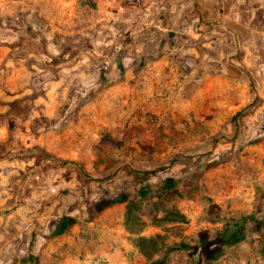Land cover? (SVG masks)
<instances>
[{
    "label": "rangeland",
    "instance_id": "obj_1",
    "mask_svg": "<svg viewBox=\"0 0 264 264\" xmlns=\"http://www.w3.org/2000/svg\"><path fill=\"white\" fill-rule=\"evenodd\" d=\"M156 12L142 18L140 0H0V82L23 67L16 91L0 83V264H264V112L207 143L140 145L152 123L121 103L127 74L158 58H135L140 39L169 28ZM238 167L256 204L218 193ZM62 218L73 223L52 234Z\"/></svg>",
    "mask_w": 264,
    "mask_h": 264
},
{
    "label": "crops",
    "instance_id": "obj_2",
    "mask_svg": "<svg viewBox=\"0 0 264 264\" xmlns=\"http://www.w3.org/2000/svg\"><path fill=\"white\" fill-rule=\"evenodd\" d=\"M225 1L140 0L142 18L162 11L170 21L156 43L145 45L143 39L137 42L140 59L158 58L151 65L144 62L141 67L147 64L148 68L128 73L126 78L129 83L124 91L131 101L121 99V103L124 101L127 108L134 104L140 107V125L152 123L149 138L140 133V145L207 143L264 112V25L256 21L259 17L264 23V0H234L226 11ZM172 31L191 42L181 45L170 38ZM196 39L199 43H194ZM181 62L187 63V72H178ZM7 64L13 66V61ZM22 71V66L6 70L1 85L16 91ZM246 158L257 162L251 154ZM263 158L264 153L260 161ZM226 167L224 177L236 166ZM238 170L240 177L233 180L234 187H221L218 193L229 197L231 204H256L254 183L242 167ZM258 179L264 187V172Z\"/></svg>",
    "mask_w": 264,
    "mask_h": 264
},
{
    "label": "trees",
    "instance_id": "obj_3",
    "mask_svg": "<svg viewBox=\"0 0 264 264\" xmlns=\"http://www.w3.org/2000/svg\"><path fill=\"white\" fill-rule=\"evenodd\" d=\"M173 184H174L173 182L167 180L165 182V185L164 186L166 188H169V187L173 186ZM116 202H117V199H115L113 197L105 198V199H103L102 202H98L96 204V208H97V210L101 211L104 208H106L107 206H109L111 204H114ZM72 223H73V219H65V218L60 219L58 221V223L56 224V226L53 228L52 234H54V235H60V234L64 233L65 230L67 229V227L69 225H71ZM236 235H237V232H232L230 235H223L224 243L230 244V243L236 242L237 241V239L235 238ZM217 256H218V254L216 252H213L211 254V257L212 258H216Z\"/></svg>",
    "mask_w": 264,
    "mask_h": 264
},
{
    "label": "flooded vegetation",
    "instance_id": "obj_4",
    "mask_svg": "<svg viewBox=\"0 0 264 264\" xmlns=\"http://www.w3.org/2000/svg\"><path fill=\"white\" fill-rule=\"evenodd\" d=\"M256 21L258 22V24H260V26L262 27L263 25H264V23H263V18L262 19H260L259 17H258V19H256ZM264 27V26H263ZM264 36V35H263ZM263 38V37H262ZM262 40H264V38L262 39ZM261 42V41H260ZM260 42H258V43H260ZM119 53V52H118ZM121 53V52H120ZM135 58H137L138 60H140V54H136L135 55ZM118 60V59H117ZM117 63H120V59L117 61Z\"/></svg>",
    "mask_w": 264,
    "mask_h": 264
}]
</instances>
